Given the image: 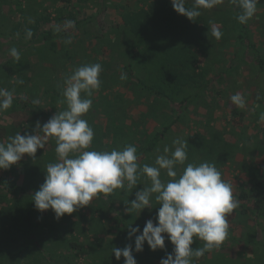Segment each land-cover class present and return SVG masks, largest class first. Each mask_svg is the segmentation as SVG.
<instances>
[{"label": "rangeland", "instance_id": "rangeland-1", "mask_svg": "<svg viewBox=\"0 0 264 264\" xmlns=\"http://www.w3.org/2000/svg\"><path fill=\"white\" fill-rule=\"evenodd\" d=\"M170 1L0 0V88L13 91L12 107L0 112V126L6 130L0 142L6 143L17 132L34 134L36 122L49 119L26 102L39 100L33 104L50 115L64 110L66 105L60 101L66 76L82 64L100 63L101 86L83 117L94 130L90 150L122 149L125 144L140 147L165 120L176 116L164 139L139 162L153 164L160 154L157 149L162 153L174 139L187 140L186 164L214 163L231 183L238 202L239 194L247 193L243 202L251 208L257 194L247 181V171L256 181H264V123H258L264 94L257 88L262 77L252 54L240 50L235 55L230 30L218 40L211 35L213 26L224 30L220 27L225 23L229 27L231 10L228 15L219 14L225 18L223 23L213 14L217 6L201 9L197 20L191 21L178 14ZM185 2L186 8L193 7V0ZM67 21H74L75 27H68ZM247 25L251 39L264 53V0ZM47 33L59 37L37 41ZM69 38L71 43H66ZM11 48L19 51V61L10 55ZM126 63L138 81L163 95L144 94L136 80L121 79ZM207 81L208 86L177 115L168 100L178 103L193 93L195 85ZM238 92L246 101L243 109L230 100ZM234 108L240 112V122L233 118ZM55 147L49 139L34 160L25 154L9 169H0L1 177L28 190L0 189V264H108L112 260L124 264L123 257L111 256L112 250L116 244L123 248L133 243L134 247V238L129 241L126 235L119 242L113 218L122 215L126 223L145 224L148 219L156 223L160 205L153 202L155 207L145 208L138 217L135 212L126 213L125 200L135 198L143 187L138 184L131 193L101 194L59 220L51 209L39 212L31 195L44 182L47 164L56 161ZM161 178L168 179L163 172ZM228 220V235L220 248L194 259V264H264V213L244 215L238 206ZM37 221L40 227H35ZM254 236L262 244L237 241ZM203 243L194 241L192 247H203ZM172 248L166 239L163 250L152 251L145 243L144 250L133 255L137 264H160Z\"/></svg>", "mask_w": 264, "mask_h": 264}, {"label": "clouds", "instance_id": "clouds-1", "mask_svg": "<svg viewBox=\"0 0 264 264\" xmlns=\"http://www.w3.org/2000/svg\"><path fill=\"white\" fill-rule=\"evenodd\" d=\"M260 0H230L240 11L235 19L247 24L257 12ZM173 9L189 20L195 21L201 9H211L223 4L224 0H193L191 9L185 7V0H171ZM75 27L74 21L66 22ZM59 30V26L57 27ZM211 35L217 40L222 32L213 26ZM28 36H31L30 30ZM71 43V38L66 40ZM17 61L20 53L9 49ZM100 63L82 64L75 67L63 81V100L66 105L46 122H36L34 134L17 132L9 136L7 142H0V169H9L17 164L25 154L35 159L38 149H45L49 139L55 141L56 161L47 164L44 182L31 197L36 210L51 209L57 220L65 214H72L79 208L91 204L101 194L107 197L116 190L131 193L138 184L143 187L136 191L135 198L125 200L126 213H137V217L147 208L151 211L153 202L160 205L156 212V223L148 219L141 228L128 226L127 238L133 243L123 248L114 247L116 260L124 258V264H137L133 251L142 252L147 243L152 251L165 249V240L172 245L160 264H194L206 252L219 249L228 235L229 220L239 206L233 194L231 183L222 178V173L214 163H187L188 141L174 139L171 147L159 149L153 164L139 162L137 147L125 144L123 148L112 150H90L94 130L84 115L92 107L93 93L101 86ZM125 77L122 75L121 79ZM23 83V81H18ZM81 93L85 96L82 97ZM230 100L239 108L246 107L242 93H236ZM39 104V100L33 101ZM13 105V91L0 88V112ZM258 123H264V112ZM162 172L168 178H161ZM167 234V235H165ZM203 241V247H192L194 241Z\"/></svg>", "mask_w": 264, "mask_h": 264}, {"label": "trees", "instance_id": "trees-1", "mask_svg": "<svg viewBox=\"0 0 264 264\" xmlns=\"http://www.w3.org/2000/svg\"><path fill=\"white\" fill-rule=\"evenodd\" d=\"M169 5H172L171 1L169 2ZM186 2H185V7H186ZM230 10L232 11V13L230 14V20H229V27H227V24H221V29L224 30H220L221 32L223 31H228L230 30L232 33V36L235 40L236 43V52L235 55H237L240 50H245L248 54H252V57L255 61L256 67H257V72L261 75V79L262 82H260L257 86L258 91L264 94V53H260L256 44L254 43V41L251 39V29L247 24H240L235 17L239 14V9L230 3V0H224V3L221 5H217V9L213 11V14H215L214 16H220L221 19L217 18V20L221 23L225 21V18H223V16L221 15H228L230 13ZM221 14V15H219ZM171 15V14H170ZM58 34H52V33H47V34H42L37 40H42V39H52L54 37H57ZM124 69H125V76L128 79H132L133 76V71L131 69V64L126 63L124 65ZM140 82V86L146 88V90H148V92L156 94L158 96L163 95L162 93H160L159 91L157 92L156 90L152 89L150 86L144 84L142 81ZM204 82V84H197L194 86V91L192 94L186 96L184 99L180 100L178 102V105L183 107V106H187L189 103H191L199 94L200 92L203 90V88L205 86H208V83ZM212 82V79H211ZM206 84V85H205ZM171 101V100H169ZM173 102V101H172ZM30 105V104H28ZM177 113V112H176ZM233 118L237 119V122H240V112L234 108L233 109ZM178 118L176 116H173L172 119L170 121H168L167 123H165L161 129H159L156 134L148 141V143L145 146V150H150L153 149L156 145V143L158 142V140H160L161 138L164 137V134H166L169 130L170 127L172 126V124L174 123V121H176ZM6 135V130L4 127L0 126V138H3ZM139 155V153H137ZM256 173H258V170L255 171ZM247 175V181L249 183H251V187L252 190L256 192L257 196H254V200L255 203L254 205L249 208L245 202H243L244 200H246L248 198V195L246 192H241L239 194V208H240V212L242 214H247L248 212L250 214H254L256 217L262 215L264 213V181H256V176L252 175L253 173L251 171H247L246 173ZM0 189H5L6 192H16V191H21V192H27L28 190L22 186H19L17 184H15L14 182L10 181L9 179H5L3 177L0 176ZM42 217V215L40 216V218ZM113 222H114V229L117 230V233L119 234V242L121 240H123V238L127 235V231L128 226L131 224L133 227H135L136 225H139L141 230L143 229V226L145 224H139V223H132V222H125L122 215H116L113 218ZM35 227H40V222L37 221V223H35ZM40 229V228H39ZM237 241H242L245 243H253V244H262V240L261 239H257L256 236H254L252 239H239ZM117 247V244L114 246ZM213 251V250H212ZM210 252H206L205 255L211 253ZM111 256H114V253H111ZM113 257H111L112 259ZM108 264H113V260L111 262H109Z\"/></svg>", "mask_w": 264, "mask_h": 264}, {"label": "crops", "instance_id": "crops-1", "mask_svg": "<svg viewBox=\"0 0 264 264\" xmlns=\"http://www.w3.org/2000/svg\"><path fill=\"white\" fill-rule=\"evenodd\" d=\"M79 23V22H78ZM80 23H82V21H80ZM57 37H59V34H58V36ZM54 38H56V37H54ZM54 38H52V39H54ZM51 39V40H52ZM44 40H50V39H42V40H37V41H44ZM123 74H124V77L126 78V80H136V84L140 87V91L142 90V92L144 93V94H152V95H156V94H153V93H150V92H148V90H146V88H144V87H142V86H140V82L138 81V79H137V77H136V75H134L133 74V76L134 77H132V79H128L126 76H125V69H124V66H123ZM131 82V81H130ZM145 82V81H144ZM143 82V83H144ZM145 83H147V82H145ZM144 83V84H145ZM147 85V84H146ZM149 86V85H148ZM139 87H136V88H139ZM161 93V92H160ZM168 102L170 103V104H172L173 105V107L175 108V113L178 115V113L180 112V110L181 109H184L185 108V106H183V107H181V106H179L178 105V103H175V102H172V101H169L168 100ZM28 104H30L29 106H34L35 107V109L39 112V113H42V114H44V115H46L47 117H51L52 115H50V114H47V113H44L42 110H40L38 107H36L34 104H33V102H31V101H28V102H26V105L28 106ZM146 108H144V111L146 112ZM171 120V119H170ZM169 120V121H170ZM178 120V119H177ZM177 120L176 121H174V123H176L177 122ZM168 121L167 120H165L164 121V123L158 128V129H156L152 134H151V136L146 140V141H143V144H141V146L139 147V146H137V153H139V157H145V155H146V153H151L153 150H154V148L153 149H150V150H145L144 148H145V146H146V144L148 143V141L156 134V132L159 130V129H161V127L165 124V123H167ZM173 123V124H174ZM172 124V125H173ZM172 127V126H171ZM170 127V128H171ZM167 134V133H166ZM166 134H164V137H165V135ZM5 137V136H4ZM3 137V138H4ZM164 137L163 138H161L160 140H158V142L156 143V145L160 142V141H162L163 139H164ZM155 145V146H156Z\"/></svg>", "mask_w": 264, "mask_h": 264}]
</instances>
